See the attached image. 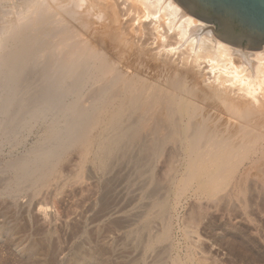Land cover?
<instances>
[{"label":"bare ground","instance_id":"obj_1","mask_svg":"<svg viewBox=\"0 0 264 264\" xmlns=\"http://www.w3.org/2000/svg\"><path fill=\"white\" fill-rule=\"evenodd\" d=\"M212 31L174 0H0V136L37 126L44 141L41 154L6 163L13 180L47 187V165L60 162L62 150L84 160L102 154L105 164L119 137L139 143L146 135L147 152L163 156L166 178L181 175L176 196L192 190L221 206L236 193L245 213L254 188L264 206V46L240 49ZM34 66L45 68L38 77L47 92L13 116L5 107L31 82ZM14 183L15 194L28 189Z\"/></svg>","mask_w":264,"mask_h":264},{"label":"rangeland","instance_id":"obj_2","mask_svg":"<svg viewBox=\"0 0 264 264\" xmlns=\"http://www.w3.org/2000/svg\"><path fill=\"white\" fill-rule=\"evenodd\" d=\"M111 56L112 60L118 59ZM37 67L42 69L41 73L35 71ZM37 67L29 71L31 78L27 76L30 85L27 81L20 85L21 92L17 98L13 97L16 102L4 106L8 113L27 110L29 103L37 105L40 101L36 103L35 97L36 101L44 99L37 95L45 96L47 92H43L46 81L38 77L43 76L45 68ZM31 89L40 92L35 94ZM22 94L24 97H18ZM11 105L15 107L11 109ZM19 118L11 121V128L17 127L16 122L21 124ZM77 123L81 127L80 121ZM42 130L37 126L23 130L19 126L6 139L0 136V168L6 167L0 169V177L3 176L0 184L5 180L0 186V264H174L175 259L179 264H264V206L260 195H256L257 189L253 188L256 192L252 190L244 197L246 214L236 193L229 194L234 199L229 201L231 204L221 203V206L194 195L192 190L182 191L178 197L177 181L181 175L166 178L164 160L159 159L163 156L154 157L147 152L144 142L150 137L146 135L139 143L119 137L116 148H112L115 152L110 149L104 161L106 164L110 160L107 165L101 164L102 154L84 160L77 158L79 155L73 148L62 150L63 154L59 155L62 164L55 162L59 168L53 162L45 166L49 169L44 167L47 173H52L48 176L59 182L49 178V182L54 181L51 185L48 182L47 187L35 185L29 189L34 181L30 186L28 181L16 182L14 170L10 169L14 161L16 164L24 157L29 160L34 152L42 151ZM159 150L163 152L164 147L160 146ZM31 169L36 171L39 166ZM56 171L60 175L64 173L65 178L60 175L56 178ZM35 174L38 176V172ZM12 183L18 186L24 183L22 190H29L23 193L18 189L15 194ZM196 212H200L196 224L190 223Z\"/></svg>","mask_w":264,"mask_h":264},{"label":"water","instance_id":"obj_3","mask_svg":"<svg viewBox=\"0 0 264 264\" xmlns=\"http://www.w3.org/2000/svg\"><path fill=\"white\" fill-rule=\"evenodd\" d=\"M212 27L219 40L245 50L264 46V0H174Z\"/></svg>","mask_w":264,"mask_h":264}]
</instances>
